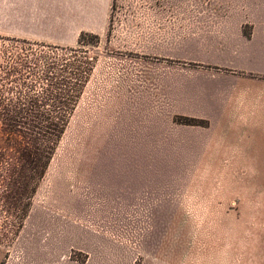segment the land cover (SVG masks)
I'll return each mask as SVG.
<instances>
[{
	"label": "rangeland",
	"instance_id": "374dc122",
	"mask_svg": "<svg viewBox=\"0 0 264 264\" xmlns=\"http://www.w3.org/2000/svg\"><path fill=\"white\" fill-rule=\"evenodd\" d=\"M213 3L146 0L141 9L137 0H117L107 31L81 47L0 33L7 93L47 89L31 86L45 69V61L34 60H93L26 230L12 247H0V264H39V255L69 253L84 263L87 257L71 250L84 228L118 238L134 264H176L181 249L188 255L227 247L229 222L231 247H254L248 230L255 222L264 230V176H242L238 161L197 159L205 138L189 112L191 73L208 69L192 60L206 51L197 38L214 19L207 16ZM11 66L21 75L7 80ZM28 72L36 76L25 79ZM234 226L246 228L243 240Z\"/></svg>",
	"mask_w": 264,
	"mask_h": 264
},
{
	"label": "crops",
	"instance_id": "0c3cea01",
	"mask_svg": "<svg viewBox=\"0 0 264 264\" xmlns=\"http://www.w3.org/2000/svg\"><path fill=\"white\" fill-rule=\"evenodd\" d=\"M213 1L216 3L207 16L214 19L197 38L205 43L206 51L192 60L208 69L193 71L189 79L190 117L200 121L197 128L203 131L206 144V151L197 159L238 161L242 176H264V0ZM116 2L0 0V33L25 43L72 46L82 33L103 35L107 31ZM137 2L146 9V0ZM194 39L192 36L193 43ZM254 226L248 230L254 247H231L229 222L225 227L229 230L227 247L190 251L188 255L181 249L176 264H264V230L256 222ZM37 228L38 234L44 231ZM233 232L239 233V240L246 237L244 227L234 226ZM77 235L71 250L81 258L86 256L84 263L69 253L61 257L39 255V264L135 262L134 253L114 236L85 228Z\"/></svg>",
	"mask_w": 264,
	"mask_h": 264
},
{
	"label": "trees",
	"instance_id": "16d2710c",
	"mask_svg": "<svg viewBox=\"0 0 264 264\" xmlns=\"http://www.w3.org/2000/svg\"><path fill=\"white\" fill-rule=\"evenodd\" d=\"M90 37L99 39L97 35L82 33L78 46L84 45ZM34 61H45L44 72L31 85L33 88L45 85L47 89L42 92L7 93L3 91L6 79L0 77V247L5 248L18 241L30 217L34 199L93 70V60L89 57L86 60ZM27 74L25 79L36 76L32 72ZM17 75L21 73L12 67L7 80Z\"/></svg>",
	"mask_w": 264,
	"mask_h": 264
}]
</instances>
